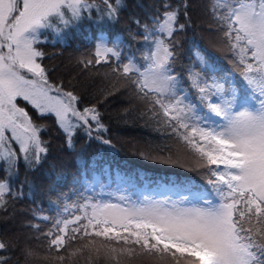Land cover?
Instances as JSON below:
<instances>
[{"label": "snow or ice", "instance_id": "6c2138e0", "mask_svg": "<svg viewBox=\"0 0 264 264\" xmlns=\"http://www.w3.org/2000/svg\"><path fill=\"white\" fill-rule=\"evenodd\" d=\"M103 3L107 18L117 20L123 0ZM94 7L90 0H0V165L7 173L0 178V208L6 196L24 194L14 193L9 182L20 160L35 171L49 151L42 127L17 105L18 98L39 116L53 114L68 148L78 129L89 137L93 130L107 131L95 105L79 108V96L50 82L42 63L46 53L38 47L48 33L60 35ZM163 8L151 23L134 20L152 43L146 63L123 56L119 41L110 46L101 39L82 64L87 68L114 60L113 73L131 82L150 105L151 116L194 155L211 191L204 195L186 187L187 194L175 201L145 197L132 202L121 195L118 202L85 197L62 203L54 216L38 217L50 223L43 233L50 238L48 247L67 250L81 241L72 255L87 249L112 264L136 255L160 264H264V0H211L210 14L234 57L238 78L221 72L198 49L195 66L187 70L195 101L183 93L176 71L187 0ZM6 247L0 240V250ZM0 264L7 261L0 258Z\"/></svg>", "mask_w": 264, "mask_h": 264}, {"label": "trees", "instance_id": "16d2710c", "mask_svg": "<svg viewBox=\"0 0 264 264\" xmlns=\"http://www.w3.org/2000/svg\"><path fill=\"white\" fill-rule=\"evenodd\" d=\"M173 1L171 4L173 6L182 3V0ZM165 3H169V0H123L124 7L119 12L117 20L107 18L105 5L102 3L60 35L54 32L48 34L47 42L54 52L48 43L40 47L46 53L42 63L48 71L50 82L67 88L79 96L80 102L77 106L81 109L90 105H95L97 108L98 105L101 106L98 110L107 131L93 130L92 137H89L78 129L73 138V148H68L65 134L53 125L47 124L45 118L50 114L39 116L29 102L22 100L24 109H28L34 122L42 127L40 136L47 143L49 151L35 171L30 170L23 160H20L17 172L10 178L12 191L14 193L22 191L24 194L18 197L6 196V204L0 208V240L9 239L6 249L0 250V258L6 260L7 264H41V260L28 259L25 255L24 246L40 254L36 251L38 248L35 242L33 244L36 247L30 243L24 246L19 244L29 229L32 238L40 242L41 250L46 254L44 261L48 259L49 264H86L77 252L72 255L80 246L75 247L72 242L67 250L49 249L42 231L32 225L49 223L38 217L54 216L67 199L73 202L76 195L89 191L93 185H101L100 182H105L116 186L122 177L133 188H140L143 185L159 188L162 184L170 182L168 181L170 178H174L171 181L173 183L190 179L173 175L175 169L170 167L152 165L146 158L125 149L123 141L116 142L118 137L128 135L126 137L141 144L138 145L140 151L150 150L159 153L165 149L174 152L172 148L167 147L174 143L168 140V136L172 133L151 116L150 105L147 108H139L143 106L145 100L139 99L137 103L132 100L130 92L132 87L121 84L126 83L127 80L118 77L112 71L116 66L114 60L111 64L101 62L98 65H89L87 68L82 64L84 60L92 58L94 43L91 37L95 30L107 33L116 31L121 35L122 41L130 46L129 56L134 55L139 44L149 42L144 40L143 29L136 25L134 20L138 19L141 24L151 23L154 15L163 12ZM187 4L188 15L185 17V22L190 23L191 27L181 32L180 46L186 50V39L194 43L199 41L200 50L210 55L211 49L201 40L199 31L201 24L196 16L199 14L198 7L205 9L210 2L199 0L197 5L196 0H187ZM190 49L191 47L187 48ZM182 56H187V53ZM179 73L185 76L186 70ZM97 136L100 138H96ZM164 136L167 137V142L161 139ZM105 140L110 143H104ZM162 163L167 162L160 164ZM162 169L167 174L166 177L162 176L164 174ZM61 174V179L57 180ZM0 178H7L5 170L0 171ZM186 187L195 188L193 184L183 188ZM65 193L67 194L63 198ZM32 204L37 205L36 214L31 212ZM51 209H55V213ZM42 255L44 256L43 253ZM59 257L64 259L61 260Z\"/></svg>", "mask_w": 264, "mask_h": 264}, {"label": "rangeland", "instance_id": "374dc122", "mask_svg": "<svg viewBox=\"0 0 264 264\" xmlns=\"http://www.w3.org/2000/svg\"><path fill=\"white\" fill-rule=\"evenodd\" d=\"M90 2L95 4L96 7H99V5L103 3V0H90ZM173 2H174L173 0H169L170 4H172ZM209 2L211 3V0H209ZM196 4L197 5L199 4V0H196ZM209 6H210V4L205 9L198 7L197 13H199V14L196 15L197 20H199V23L201 24V25H199L201 40L208 48L211 49L210 56L215 61L216 67L221 72H224L226 74L232 73L234 78H238V74L233 72V65L231 63V61L234 59V57L228 51L227 47L225 46V44L222 40L221 32H219L215 26V22L213 20V17L210 14V11H209ZM181 21L185 22L184 16L181 17ZM190 27H191L190 23H187L186 28L184 29V32L186 31L187 28H190ZM48 34H47V39H48ZM180 34L181 33H179V39H180ZM200 35H199V33H197L198 39H200ZM101 39H103L105 42H109L110 46H111V43H115V42L119 41L123 56H126V57L129 56L130 46L122 41L121 35L119 33H117L116 31H114L113 33H111V32L107 33L104 31L96 32V30H95L92 34V37H91V41H93V43H94L93 48H94L96 43L101 41ZM46 43H48V42H46ZM46 43H44V44H46ZM44 44L38 45V47H41ZM193 45H194V47H193ZM48 46L54 52V50L52 49V47L49 43H48ZM138 46H137V49L135 50V53H134L135 60L141 64L146 63V61L144 60V57H146L149 54V52L152 50V43L149 41V42H145L143 44H139ZM199 46H200L199 41L194 43V42H191V40L186 39V50L180 46V56H179L178 63L176 65V71L177 72L186 70V75L185 76L182 75L181 85L183 88V93L185 95H187L188 99L191 101H195L196 94H195V91L189 87L190 83H185V82L188 81V77H187L188 68L194 67L196 64L195 52L198 49L200 50ZM189 47H191V49L187 50V48H189ZM185 53H187V56H182ZM43 66L45 67L44 64H43ZM92 73H94V72H92ZM54 80H55V78H54ZM53 84H55V83H53ZM121 84H123V85L127 84L129 87H132L130 89V92L132 95L131 98H132V100H134L137 103V101L140 98L137 95L136 89L131 84V82L127 80L126 83H121ZM58 86H60V85H58ZM62 91L67 92V91H71V90L62 87ZM71 92H73V91H71ZM22 100H23L22 98H18L16 103L19 107L24 108L22 106L23 105ZM148 105L149 104L147 103V101H145L143 106H141L139 108H147ZM136 106H137V104H136ZM98 108H101V106L98 105ZM25 110L32 117V114L30 113V111L28 109H25ZM43 118H45V117H43ZM45 120H46L47 124L53 125V127H56V129L58 131L62 132V130L58 127L57 122H56V118L53 114H50V116L45 118ZM170 133H171V131H170ZM126 136H128V135L118 137L116 142L123 141V143H124L123 146L125 147V149L132 151L133 153H136L143 158H146L147 160L150 161V163L152 165L159 166V167H161L160 165H162V167H170L171 169H175L173 172V175L181 176V177H185V178H190V179L185 181V182L173 183L171 181L174 180V178H170V180H168L170 182H166L167 184H162V186L159 188H156L154 186L148 187L146 185H143L140 188H133L131 185L128 184L127 181H124L122 179V177H120V181L117 184V186H114V185L111 186V185L106 184L105 182H100L101 183L100 186L93 185L90 187L89 191H84V192L76 195L73 202H70L67 199V201L64 204H71L74 202H83V198H85V197H91L95 200H104V201L111 200L112 202H118L117 198L121 195L128 197L130 199V201H132V202L143 201L145 197H147L150 200H165V199H167V200L175 201V200H179L181 198V195H182L181 193H178V190H184L185 188H183V187L187 186L189 184H193V186L195 187V188H193L194 191H200L201 193L203 192L202 194H204V195H208L210 193L211 189H210V186L206 183L205 170L197 166V162L194 159V155L191 152L187 151L183 147V142L179 141L176 136H174L173 134L171 136H168V140L173 141L174 143L171 146H167V147L172 148L174 150V152H169V151L163 149L164 151H161L159 153L150 152V150L140 151V148L138 147V145H141V144L137 141L129 139ZM166 138L167 137L164 136L161 139L163 140V142L164 141L167 142ZM13 146L17 150L19 149V145L14 144ZM166 160H169L170 162L160 164L161 162H165ZM3 168H4V166L0 165V171H4ZM162 171L164 173V174L161 173L162 176L166 177L167 174L164 172L163 169H162ZM142 188H144V189H142ZM199 189H201V190H199ZM204 191H206V192H204ZM66 194L67 193L64 194L63 198L66 196ZM37 209L38 208H37L36 204L31 205V212L36 214ZM51 210L53 213H55V211H56L55 209H51ZM49 227H50V223H45V224H41L39 229L42 231V233H46L48 231ZM27 235L29 237H27ZM48 239H50V238H48ZM48 239H47V243H48ZM4 242L7 244L9 242V239L4 240ZM34 242L37 245V247L34 246V244H33ZM26 243H30L33 247L38 248L37 250L36 249L35 250L39 251L40 254L35 253L34 251H31L27 246H24ZM19 244L24 246L25 255H26V250L31 251L32 255L30 257L26 256L28 259H33V260L39 259V260H41V264H49L50 263L48 261V259H47V261H44L46 254L44 252H42L40 242L36 241L35 239L32 238L31 229H29V231H27V233L21 238V240L19 241ZM73 246H75V247L80 246L81 247L82 242L81 241H75L73 243ZM42 253L44 254V256L42 255ZM77 253H78L79 257H83L81 259H83V261L86 264H97V263L98 264H112V262L106 260L103 257V255H101L99 257H97L95 255H90L89 251L87 249H84L82 252H77ZM121 264H160V262L156 261L153 258L145 256V255H136V256H132V257H122L121 258Z\"/></svg>", "mask_w": 264, "mask_h": 264}]
</instances>
